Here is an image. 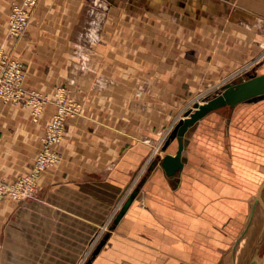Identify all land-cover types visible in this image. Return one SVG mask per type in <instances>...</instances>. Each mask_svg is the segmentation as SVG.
Listing matches in <instances>:
<instances>
[{"label": "crops", "instance_id": "1", "mask_svg": "<svg viewBox=\"0 0 264 264\" xmlns=\"http://www.w3.org/2000/svg\"><path fill=\"white\" fill-rule=\"evenodd\" d=\"M18 1L0 0V50L21 59L27 83L48 94L60 85L81 95L92 89L88 103L95 118L68 124L58 145L61 159L40 175L35 198L0 200V264L87 263L91 240L107 224L109 236L90 256V264L183 261L181 251L169 258V240L175 237L174 246H182L184 225L195 229L199 209L192 201L198 198V185L215 182L218 166L239 167L240 181L247 180V124L239 119L227 130L211 127L215 110L210 111L184 135L182 168L167 174L161 157L175 153L178 141L166 149L163 141L160 157L158 139L209 76L199 63L185 62L183 47L136 46L134 40L151 38V31L137 35L141 19L127 13L121 18L118 8L162 5L175 9L182 23L181 8L194 0H41L25 34L16 40L7 35V24ZM221 5L238 7L234 28L239 34L233 37L240 39V56L249 49L262 53L264 0H225ZM151 16L143 17L144 23ZM230 22L237 24L236 19ZM219 51L214 53L221 63L216 70L230 55L225 48ZM236 107L241 114L242 106ZM54 110L49 102L34 120L30 108L0 99L1 179L30 169ZM218 133L229 146L225 139H214Z\"/></svg>", "mask_w": 264, "mask_h": 264}, {"label": "rangeland", "instance_id": "2", "mask_svg": "<svg viewBox=\"0 0 264 264\" xmlns=\"http://www.w3.org/2000/svg\"><path fill=\"white\" fill-rule=\"evenodd\" d=\"M40 1L37 0L33 5H30L27 0L12 4L7 24V35L9 37L18 40L25 34ZM224 1L194 0V5H185L181 8L182 23L179 19L176 20L175 9L162 5L145 8L140 6L131 8L129 5H120L118 8L121 18L126 17L124 15L127 13L129 17L141 19L136 23L137 35H143L149 30L151 31V38L137 37L134 40L136 46H150L151 48L183 47L185 62L195 66L199 63V68L203 69L204 66L203 71L209 76L204 79L200 88L192 90L189 100L177 112L170 124L163 128L165 131L158 139L159 148L156 151L160 157V146L165 141L164 139L183 116L184 111L193 106L195 101L202 102L220 94L224 86L230 82L241 81L249 78L251 74L264 72V51L260 54H253L249 49L248 54L240 56V39L239 37H233L234 34H239L238 29L234 28L238 26L239 22L238 7L221 5ZM145 13L146 16L152 15L149 17L151 22L144 23ZM20 15L24 20L20 18ZM230 19H236L237 24L230 22ZM177 29L178 31L182 30L183 35L181 33L176 34ZM236 30L237 33H234ZM124 41L126 42V40ZM131 41L133 42V40ZM224 48L230 52V55H226L229 61L223 63L221 70H216L214 67H221L218 65H221V63L216 60L219 54L215 56L214 53L218 49L221 52ZM197 49L199 50L198 54H196ZM224 56L218 57L222 59ZM152 57L155 58V55H152ZM214 60H216L215 63H213ZM210 68L213 69L210 71ZM0 78V86L5 90L4 93H0V99L5 103L30 108L34 120L39 118L49 102L54 103L55 110L42 136L39 152L47 142L45 136L49 124L59 109L64 111L63 125L59 129L61 130V138L51 146L59 154V160L41 169L36 178L34 177L33 181L29 183L28 178L32 177L30 175L35 169L38 152L27 172L11 180L0 178V181L5 184L4 190L6 191V196L0 198V200L21 202L37 196L40 175L60 161L61 151L58 145L64 138L65 130H68V124L72 122L78 126L80 122L87 119L94 121L95 116L90 113L91 109L88 103L93 90L88 89L86 93L81 95L71 92L64 85H60L54 89L52 94H48L40 88L28 84L25 63L4 50H0ZM11 95L16 96L12 97ZM236 106H242L241 114L239 111H235ZM214 110L208 124L211 127L216 126L227 130L229 124L236 127L239 119L242 120V125L244 122H246L244 124H247V180L240 181L239 167L218 166L215 182L200 183L198 185V198L192 201V205L194 207L198 206L199 209L198 220L194 222L196 224L194 225L195 229L189 230L187 228L191 225H184L182 246L177 248L174 246L175 237L169 240L173 244L168 247L169 258L170 255H175L177 252L179 254V251H181L183 261H169L167 264H250L251 261H254L253 257H256V253L262 246L260 243H264V218L257 220L259 212L262 209L264 210V94L243 100L233 106L223 105ZM213 137L222 141L225 139V142H227L225 144L229 146L230 142L225 136L218 133ZM218 145L220 144L218 143ZM243 169L242 166V174ZM221 178L230 179L231 181L223 182ZM20 179H23V184L19 187ZM255 221L256 226L253 234L243 255H241L242 258L238 259L240 244L250 225ZM108 225L105 226V228H108L99 231L91 240L88 247V260L94 254L93 252L100 240L106 233H109L110 228ZM78 264H86V262L83 261Z\"/></svg>", "mask_w": 264, "mask_h": 264}, {"label": "water", "instance_id": "3", "mask_svg": "<svg viewBox=\"0 0 264 264\" xmlns=\"http://www.w3.org/2000/svg\"><path fill=\"white\" fill-rule=\"evenodd\" d=\"M261 94H264V72L251 74L249 78L241 81L230 82L224 86L220 94L202 102L195 101L193 106L184 111L183 116L176 122L162 146L163 149H166L172 140L177 139L178 141V149L175 153H165L161 157V165L166 173L169 175L174 174L183 166L184 135L200 118L223 105L233 106L238 102ZM135 194L136 190L127 198L116 215L115 221L119 220ZM108 236L109 234L106 233L100 240L93 252L94 254L102 247ZM90 261L88 260L86 264H90ZM253 262L251 261L250 264H253Z\"/></svg>", "mask_w": 264, "mask_h": 264}, {"label": "built area", "instance_id": "4", "mask_svg": "<svg viewBox=\"0 0 264 264\" xmlns=\"http://www.w3.org/2000/svg\"><path fill=\"white\" fill-rule=\"evenodd\" d=\"M36 1L37 0H27V2L30 3V5H33ZM20 18L22 20H24L21 15H20ZM0 89H1L0 93L5 92L4 88H2V86H0ZM16 95L18 96V94H16ZM16 95H11V96L14 97ZM16 99H18V98L16 97ZM35 103H37V102H35ZM63 115H64L63 109H59L58 112L56 113V115L54 116L53 120L49 124V128H48V131H47L46 136H45V139L47 142L44 145V147L41 149V151L39 152V154L36 158L35 169L30 175L32 177L28 178L29 183L33 181L34 177L36 178L37 173L41 169H43L45 166L52 164V163L59 160V158H60L59 154L55 150H53L51 146L54 142L58 141L61 138V130H59V129L61 128V125H63V120H64ZM22 184H23V179H20L19 180V187ZM4 187H5L4 182L0 181V198H3L6 196V191L4 190Z\"/></svg>", "mask_w": 264, "mask_h": 264}, {"label": "bare ground", "instance_id": "5", "mask_svg": "<svg viewBox=\"0 0 264 264\" xmlns=\"http://www.w3.org/2000/svg\"><path fill=\"white\" fill-rule=\"evenodd\" d=\"M263 200H264V198H263ZM257 216H258L257 220L264 218V210L262 209ZM255 224H256V221L250 225V227H249V229H248V231H247L244 239L242 240V242L240 244V247H239V258L238 259H241L242 258L241 255H243V252L245 251V249L247 247L248 241H249L250 237L253 234V231H254L255 226H256ZM260 244L262 246L259 248V251L256 253V257H253L254 258L253 264H264V248H263L264 243L262 242Z\"/></svg>", "mask_w": 264, "mask_h": 264}]
</instances>
